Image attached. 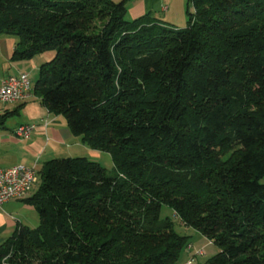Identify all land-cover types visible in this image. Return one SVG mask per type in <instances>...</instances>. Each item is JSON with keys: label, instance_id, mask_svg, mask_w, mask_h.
I'll return each instance as SVG.
<instances>
[{"label": "trees", "instance_id": "trees-1", "mask_svg": "<svg viewBox=\"0 0 264 264\" xmlns=\"http://www.w3.org/2000/svg\"><path fill=\"white\" fill-rule=\"evenodd\" d=\"M128 1L0 0L12 61L54 53L32 95L113 162L43 163L0 264H175L163 206L217 247L200 264H264V0H187L182 26Z\"/></svg>", "mask_w": 264, "mask_h": 264}, {"label": "crops", "instance_id": "crops-1", "mask_svg": "<svg viewBox=\"0 0 264 264\" xmlns=\"http://www.w3.org/2000/svg\"><path fill=\"white\" fill-rule=\"evenodd\" d=\"M128 18L135 19L145 13H151L153 16L167 20L174 24L183 22V9L172 11V0H129ZM181 8V7H180ZM15 40L11 37L0 35V68L11 62V56L14 50ZM34 58V57H33ZM33 58L27 64L24 61L12 66L13 72H3L0 81L9 75H15L20 72L27 73L30 76L31 71H37L41 65L33 61ZM26 62V63H25ZM12 109H5L9 112L8 116L23 115L20 121H17L12 127L7 124V117L3 125H0V167L8 168L16 164L34 166L37 171L43 163L52 159L75 156H85L96 160L100 151L89 148L82 142L79 136L73 135L61 115L50 113L40 103L39 99L34 100V95L23 101L14 103ZM16 111L17 113H12ZM42 120L46 121V124ZM36 123L37 128L27 139H22L14 134V128L19 124ZM34 185L31 194L35 191ZM30 194V195H31ZM29 196V195H28ZM38 224V216L34 206L25 202L22 198H11L0 205V244L10 237L16 228L21 225L30 227ZM192 245V243H191ZM193 247V245H192ZM188 250V249H187Z\"/></svg>", "mask_w": 264, "mask_h": 264}, {"label": "built area", "instance_id": "built-area-1", "mask_svg": "<svg viewBox=\"0 0 264 264\" xmlns=\"http://www.w3.org/2000/svg\"><path fill=\"white\" fill-rule=\"evenodd\" d=\"M31 92L32 85L27 73L9 75L0 81L1 102H22L31 96ZM42 121L46 124L45 120ZM36 128L37 124L34 122L19 124L14 128V134L19 138L27 139ZM38 181V171L34 166L16 164L8 168L0 167V205L11 198L27 197ZM192 248L191 244L188 245V250ZM197 254H203V250H198ZM184 264H192V260L189 259Z\"/></svg>", "mask_w": 264, "mask_h": 264}, {"label": "rangeland", "instance_id": "rangeland-1", "mask_svg": "<svg viewBox=\"0 0 264 264\" xmlns=\"http://www.w3.org/2000/svg\"><path fill=\"white\" fill-rule=\"evenodd\" d=\"M172 3L173 5L171 9L173 12H175L178 9L179 10L183 9V19H182L183 22H181L180 25L181 26L185 25V22L187 20V13H186L187 0H172ZM53 55H54L53 51H46V52L36 55L33 58V61L35 62V65H37V63L42 64L46 61L51 60ZM22 61L24 60L7 62L6 66L3 67V69L0 68V76H1V73L3 72H6V73L7 71L13 72L12 66H16L17 63L22 62ZM25 61L28 62L27 64L32 63V61L31 62L28 60H25ZM36 75H37V71L30 72V76L32 77V80L35 79ZM35 99H37L36 96H34V100ZM13 107L15 106H14V103L12 102L4 103L0 101V115L4 114L5 109H12ZM22 116L23 115L21 114L14 116V117L8 116L6 120H7V124L9 125V127H12V125H14L17 121H20L22 119ZM60 157H65V156H60ZM96 161H98L100 165L103 166L108 171L111 172L113 170V162H112V159L109 153L100 152L99 156L96 157ZM39 185L40 183L38 181L35 187L37 188L39 187ZM160 214L162 217L170 216L172 220L174 221L175 230L181 235L189 236L190 243H192L193 245V248L191 250H187L186 248L182 249L178 257V261L175 264H184L189 259L192 260V264L204 263L207 258L212 256L217 251V247L213 245L212 243H208V240L200 232H198L196 229L187 227L183 225L182 223H180L178 218L172 214V211L168 207L163 206L161 208ZM37 225L38 224L31 225L30 228L33 229ZM198 250H203V254L201 255L197 254Z\"/></svg>", "mask_w": 264, "mask_h": 264}]
</instances>
